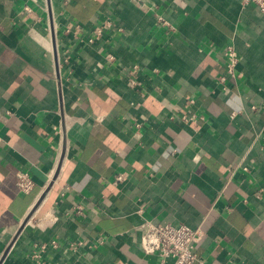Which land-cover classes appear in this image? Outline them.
Masks as SVG:
<instances>
[{
    "label": "crops",
    "instance_id": "obj_1",
    "mask_svg": "<svg viewBox=\"0 0 264 264\" xmlns=\"http://www.w3.org/2000/svg\"><path fill=\"white\" fill-rule=\"evenodd\" d=\"M147 222L202 229L205 264H264V14L0 0V264H174Z\"/></svg>",
    "mask_w": 264,
    "mask_h": 264
},
{
    "label": "built area",
    "instance_id": "obj_2",
    "mask_svg": "<svg viewBox=\"0 0 264 264\" xmlns=\"http://www.w3.org/2000/svg\"><path fill=\"white\" fill-rule=\"evenodd\" d=\"M244 2L256 6L264 14V0H244ZM159 21L163 25L169 26L164 19L159 18ZM97 33L100 34L101 31H97ZM92 42L93 39L90 40V43ZM226 55L228 57L227 71L229 75H233L239 61L238 54L233 46H228ZM123 180L124 176L118 175L115 183H120ZM16 185L19 192L24 195L30 194L35 187V183L29 173L22 171L17 173ZM81 211L82 208L79 207L78 212ZM143 229L144 235L141 247L146 254H155L159 256L162 262L171 258L174 264H205L194 253L195 246L204 237L202 229H192L185 225H154L150 222L145 223Z\"/></svg>",
    "mask_w": 264,
    "mask_h": 264
},
{
    "label": "water",
    "instance_id": "obj_3",
    "mask_svg": "<svg viewBox=\"0 0 264 264\" xmlns=\"http://www.w3.org/2000/svg\"><path fill=\"white\" fill-rule=\"evenodd\" d=\"M7 252H8V251H6V253L3 255V258H2V260H3V259L6 257V255H7Z\"/></svg>",
    "mask_w": 264,
    "mask_h": 264
}]
</instances>
